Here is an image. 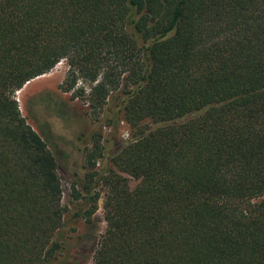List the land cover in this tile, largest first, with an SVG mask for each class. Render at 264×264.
Here are the masks:
<instances>
[{
  "label": "trees",
  "instance_id": "16d2710c",
  "mask_svg": "<svg viewBox=\"0 0 264 264\" xmlns=\"http://www.w3.org/2000/svg\"><path fill=\"white\" fill-rule=\"evenodd\" d=\"M61 60L111 129L73 210L16 99ZM263 195L264 0H0V264H57L101 199L91 264H264Z\"/></svg>",
  "mask_w": 264,
  "mask_h": 264
},
{
  "label": "rangeland",
  "instance_id": "374dc122",
  "mask_svg": "<svg viewBox=\"0 0 264 264\" xmlns=\"http://www.w3.org/2000/svg\"><path fill=\"white\" fill-rule=\"evenodd\" d=\"M69 70L67 61L61 60L49 73L30 81L25 89L17 92L16 99L21 114L43 137L49 149L57 157L58 174L63 190L62 201L64 205H68L73 210L79 202H82L81 199L78 201L73 199L72 185L76 180L85 177L83 150L90 147V137L97 132L101 133L103 145H106L104 141L109 137L111 129L103 126V120L96 121V115L91 113L87 104V96L90 91V86L87 83L78 80L69 92H63V88L60 89L61 86L66 87L71 79ZM74 95L76 97L73 99ZM39 96L41 97L38 98ZM112 108H115V105ZM54 118L57 120L59 118L61 122L68 119L76 122L77 132L73 137L77 139L75 141L77 147L80 145V148L69 150V154L63 151L64 149L60 145H64V140L56 134L64 129V125L57 129L54 128V133H50L44 127L46 120L53 122ZM128 133L126 125L121 124L117 137L125 140L129 136ZM98 164L100 169V162ZM77 188L79 189L80 186ZM262 199H264V195ZM101 207L102 199L98 201V209L91 224H87L83 219L70 221L65 228V251L58 257L57 264H91L99 236L105 227ZM70 216L71 214L68 218Z\"/></svg>",
  "mask_w": 264,
  "mask_h": 264
},
{
  "label": "flooded vegetation",
  "instance_id": "af4514ba",
  "mask_svg": "<svg viewBox=\"0 0 264 264\" xmlns=\"http://www.w3.org/2000/svg\"><path fill=\"white\" fill-rule=\"evenodd\" d=\"M41 96H39L38 98H40ZM51 120H46L44 127L47 128L49 130L50 133H54L55 129L59 128L61 125H64V129L59 131L56 135H58L62 140H64V145H60V147H62L64 150V152L66 154H69V150H75V148H80V145H78L77 147V143L73 136L74 134L77 132V126H76V122L74 123V120L72 119H68L65 122H61V120L57 119H53V122H50Z\"/></svg>",
  "mask_w": 264,
  "mask_h": 264
},
{
  "label": "water",
  "instance_id": "95a60500",
  "mask_svg": "<svg viewBox=\"0 0 264 264\" xmlns=\"http://www.w3.org/2000/svg\"><path fill=\"white\" fill-rule=\"evenodd\" d=\"M43 76V75H42ZM41 77V76H40ZM30 82H28V83H26L25 85H24V87L20 90V91H22L23 89H25V87L29 84ZM19 91V92H20Z\"/></svg>",
  "mask_w": 264,
  "mask_h": 264
},
{
  "label": "bare ground",
  "instance_id": "6f19581e",
  "mask_svg": "<svg viewBox=\"0 0 264 264\" xmlns=\"http://www.w3.org/2000/svg\"><path fill=\"white\" fill-rule=\"evenodd\" d=\"M22 93V92H21ZM19 94V93H18Z\"/></svg>",
  "mask_w": 264,
  "mask_h": 264
}]
</instances>
